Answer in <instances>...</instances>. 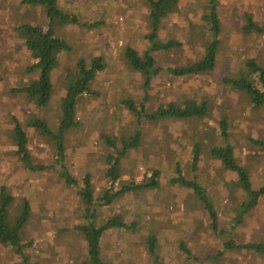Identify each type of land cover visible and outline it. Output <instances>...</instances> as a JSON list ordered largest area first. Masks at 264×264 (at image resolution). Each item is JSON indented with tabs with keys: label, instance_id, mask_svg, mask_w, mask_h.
I'll return each instance as SVG.
<instances>
[{
	"label": "rangeland",
	"instance_id": "obj_1",
	"mask_svg": "<svg viewBox=\"0 0 264 264\" xmlns=\"http://www.w3.org/2000/svg\"><path fill=\"white\" fill-rule=\"evenodd\" d=\"M20 1L0 0V186H6L14 196L11 212H19L23 197L30 203L31 217L21 236L23 242L30 241L24 248L28 263L80 264L86 259V242L75 228L87 221L85 205L77 193L85 173L91 175L97 197L106 188L117 189L121 182L144 181L158 169V188L130 192L109 204L96 206V224L117 214L126 222H138L136 231L110 228L104 232L100 253L106 264H155L147 252L149 234L155 235L156 253L164 264H264V255L253 250H223L228 239L237 243L264 242V195L232 226L245 193L236 183V174L207 154L209 146L222 143L218 120L225 116L236 160L247 169L252 187L264 184V146L252 142L264 140V106L253 107L248 93L223 82L224 77L236 76L247 59L254 58L264 66V33L245 34L242 29L246 11L264 25V0H217L221 30L212 71L188 76L161 71L153 77L146 100L148 110L158 103H180L191 97L209 98L211 112L196 120L169 118L142 122L141 143L121 157V176L114 182L105 175L108 167L105 156L110 149L102 133L115 138L119 134L127 136L135 126V117L120 100L127 95L140 100L143 79L128 65L124 48L131 46L143 51L148 46L147 1L56 0L63 11L77 20L67 19L63 25L55 26L54 32L66 41L68 49L59 53L58 65L51 73V98L40 106L35 97L13 91L35 76L25 71L32 59L14 28L26 21L46 27L41 6H21ZM208 1L180 0L179 10L162 20L158 38L178 40L181 47L155 51L158 65L171 67L202 56L208 26L200 17ZM91 23L97 24L90 26ZM91 55H101L105 68L92 83L99 93H83L77 98L76 123L65 134L63 164L77 182L68 185L60 176L50 142L26 123L38 117L50 128L56 125L64 75L75 67L78 58ZM252 75L258 83L256 73ZM12 115L22 123L33 160L45 165L43 170L23 166L12 132ZM193 139L202 143L195 174L216 210V229L192 191L169 182L176 163L186 177L193 176L190 169ZM0 264H22L15 249L3 242H0Z\"/></svg>",
	"mask_w": 264,
	"mask_h": 264
},
{
	"label": "trees",
	"instance_id": "obj_2",
	"mask_svg": "<svg viewBox=\"0 0 264 264\" xmlns=\"http://www.w3.org/2000/svg\"><path fill=\"white\" fill-rule=\"evenodd\" d=\"M148 5V20L150 31L145 35L148 46L143 50L126 46L124 48V57L133 70L142 75L143 95L140 100H135L130 95L121 98L120 103L135 117L134 128L131 134L125 136L119 134L118 137H112L102 133L103 140L110 152L105 156L108 167L105 171L107 179L111 182L116 181L121 176L120 159L128 149L137 148L141 143V123L144 121H156L161 119H202L207 116L212 109V102L209 98L194 99L185 98L182 102L168 101L158 103L153 110H148L146 100H148V90L153 77L161 71H165L173 76H188L202 74L212 71L216 66L217 52L220 44L221 22L217 11V0H209L205 6V11L200 19L207 24L208 38H206L203 47V54L198 59H188L184 64H175L173 66L162 67L156 63L155 51L180 49L181 43L178 40H166L158 38L160 24L168 15L179 10L180 0H146ZM21 6L39 5L43 9L44 21L46 27L31 22H21L14 30L22 38L23 44L30 53L31 63L25 67L29 74H35L34 78L29 80L22 87L13 88V91L26 92L30 97H35L40 106L47 103L52 95L53 84L51 73L58 65V55L61 51L68 49L66 41L54 32L56 25H63L67 19L76 21L75 16H70L63 11L56 0H21ZM27 11V10H26ZM244 25L242 29L245 34L264 33V25L256 22L250 12H243ZM97 23H91L90 26ZM205 33V32H204ZM105 68V62L101 55H91L88 58L81 57L76 60L75 67L67 70L64 75V92L59 99V119L55 126L49 127L47 122L38 117L32 118L27 122V126L33 127L43 136L55 150L56 161L60 176L68 185L76 184V180L69 173L67 167L63 164L64 152L66 149L64 139L68 129L76 123L75 108L77 98L83 93L97 95L99 92L94 90L92 83L97 73ZM256 73L258 78L255 81L252 73ZM223 82L242 92L250 95L253 107L264 106V66L258 64L254 58L247 59L243 66L238 70L236 76L224 77ZM260 84V86L258 85ZM12 132L17 145V152L20 154V160L25 168L30 170H43L45 165L39 164L28 148V137L22 123L15 115L11 116ZM229 121L225 116H220L218 120L219 134L222 138L221 144H214L208 147L209 157L218 160L224 169L234 172L237 176V185L245 193V199L239 204L236 215L232 218V226L239 222L242 215L252 209L258 202L259 197L264 195V184L258 188L251 186L250 177L247 169L238 163L234 154V147L229 142L228 132ZM264 146V140H252ZM191 145L190 169L193 176L186 177L179 163L174 166V176L169 180L171 183L189 188L192 194L202 204L204 211L208 214L211 225L216 229L217 214L213 203L206 193V189L201 186L196 178V170L202 152V143L193 139ZM159 171L154 170L144 181L121 182L120 186L112 190L106 188L97 197L94 196V186L91 181V175L87 172L82 178V186L78 190L80 200L85 205V217L87 221L75 226L81 233L86 242V259L80 264H106L101 258V238L105 231L110 228H123L128 231H136L138 222H126L119 214L111 216L101 223L96 224V206L109 204L114 199L137 190H153L159 187ZM14 200L10 190L2 185L0 186V242L7 243L20 256L22 264L28 263V256L24 248L29 242H23L22 232L28 220L31 217V206L26 197L21 198L20 210L18 213L11 212V204ZM147 252L155 264H164L156 253V237L149 234L146 238ZM225 249H250L264 255V242H244L237 243L233 239L224 242ZM185 251H187L185 249ZM222 251H219V254ZM218 254V252H217ZM217 256V255H215Z\"/></svg>",
	"mask_w": 264,
	"mask_h": 264
}]
</instances>
